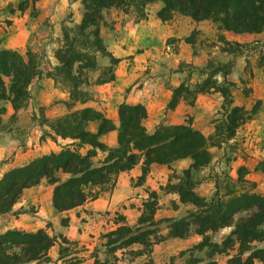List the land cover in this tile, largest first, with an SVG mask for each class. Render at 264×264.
Returning a JSON list of instances; mask_svg holds the SVG:
<instances>
[{
    "label": "trees",
    "instance_id": "trees-1",
    "mask_svg": "<svg viewBox=\"0 0 264 264\" xmlns=\"http://www.w3.org/2000/svg\"><path fill=\"white\" fill-rule=\"evenodd\" d=\"M38 1L40 0H18L14 10L21 13L28 7L33 9ZM72 1H78L82 10L76 27L77 34L83 38L81 41L107 57L110 65L118 63L119 60L113 58L102 46L98 24L102 11L111 8L119 9L123 13L132 9L142 16L147 5L158 3L155 17L160 22L169 21L174 15H179L193 22L208 21L215 25L216 30L234 34H257L264 28V0ZM88 29L90 40L86 34ZM79 42L74 37L64 35V46L54 54L58 63L55 73L68 84L69 100L84 103L89 98L77 88L83 83L79 77L83 70L93 69L96 64L85 49L75 47ZM40 75L41 71L32 53L26 51L21 55L14 50H0V101L9 104L13 111L12 117L25 106L29 98V85ZM229 86L232 84L228 82L216 86L210 74L195 85L193 94L217 92L224 105L227 103L230 106L232 102ZM182 94L189 95L191 91L182 85L172 90L167 103L168 109L174 108L184 96ZM191 96L193 97L192 94ZM70 106L72 105H68ZM256 108H253L252 113ZM3 113L4 108L0 107V131L4 128L1 121ZM245 115L242 107L231 106L225 115L220 134L224 133L225 138L229 139L235 129L248 119ZM145 118L146 111L142 105L121 103L117 106L116 126L101 112L88 107L71 110L50 120H42L41 125L50 131L46 133L47 137L51 140L69 139L72 147L38 156L19 167L5 171L0 177V215L10 211L24 189L37 185L41 180L53 186L50 204L56 213H60L79 206L88 199H94L97 194L92 192L93 187L112 185L117 174L130 170L139 162L141 166L138 179L142 182L149 165L167 166L173 161L188 159L189 164L180 171V176L176 177L177 182L168 183L164 190L175 194L179 203L190 206L191 210L177 219L155 221L153 215L156 210V197L151 192L148 200L141 204V213L134 226L124 224L120 218L121 224L102 236L106 239V251L113 253L133 244L150 249L152 245L165 239H185L190 235H197L200 241L187 251H201L206 248L208 253L205 260L193 258L191 264H217L211 259L214 254H223L234 248V254L227 260V264H264V247L258 246L264 243V198L255 192L238 191L235 181L229 177H224L222 191L219 190L217 182L215 183L214 192L209 199L197 196L194 192L197 184L194 174L211 160L208 152L209 138L193 129L189 123L159 124L148 133L142 125ZM89 122L96 124L95 132L87 130ZM114 130L116 143L113 147H107L99 141L100 135ZM83 146L88 147L85 152L79 149ZM97 152L102 153L103 157L94 165L92 159ZM254 171L264 172V159ZM59 173L66 174L67 178L60 180ZM239 179L240 175L237 173L236 182ZM161 222L166 223L167 233L164 237L157 235ZM65 224L66 221L61 219L60 225ZM222 228H231V231L219 245L211 243L207 234ZM61 240L65 241L64 238ZM53 242V237L41 229L33 232L7 229L0 233V264H29L47 260V251ZM138 255L140 254L137 253L136 256Z\"/></svg>",
    "mask_w": 264,
    "mask_h": 264
},
{
    "label": "crops",
    "instance_id": "crops-1",
    "mask_svg": "<svg viewBox=\"0 0 264 264\" xmlns=\"http://www.w3.org/2000/svg\"><path fill=\"white\" fill-rule=\"evenodd\" d=\"M17 1L0 0V50L9 49L18 53H25L28 48L32 52H39L44 46H28V44L30 42L33 44L38 43V36H40L42 30V21L47 17L52 24V28L57 29L62 23L66 22L64 20L71 11L74 10L76 12V8L79 5L78 1L72 0H40L34 4L33 9L29 7L20 13L14 10ZM7 6L13 11L4 15L1 10ZM156 7L159 8V4H156ZM29 9L36 12L34 17H30ZM180 17L183 18L182 22L191 25V29L198 28L201 23L206 22H193L186 17ZM221 34L225 41L238 44L259 43L264 45V28L257 34H234L222 31ZM106 50L113 58L119 60L114 65L116 66L113 71L114 78L102 85L93 86L89 90L91 98L84 103H75L72 109L84 107L94 109L101 112L116 126L117 106L119 104H140L146 111V118L143 120L142 125L148 133H151L159 124H186L185 119L187 116L195 114L199 109L206 111L211 109L208 103L211 95L207 94V92L196 93L192 103H189L188 98L181 97L173 109H168L167 107L170 99L169 88L173 84L171 81L180 79V82L184 81V86H187V84L189 85L192 82L194 68L202 67L206 64L208 53L205 46H106ZM223 55H227V53L222 51V57ZM234 61L233 69H235V72L238 70L236 74L240 77L243 67V65L240 66L242 62L239 59L237 60V58ZM107 63L106 61L103 66L107 65ZM170 66H178L180 70L168 74ZM148 67H151V70L156 73L151 71L148 75L142 76L143 70ZM225 80L232 83L237 81L230 74L226 76ZM257 82L259 85L262 83L264 87L263 76L258 77ZM251 87L253 90L252 94H248V97L241 95L243 102L248 100L249 97L255 96V82ZM257 87L259 88L260 86ZM30 88L32 89L30 93L31 100H34L38 108H42L45 117L54 116L53 113L55 111L52 109L48 110V103L52 99L57 101L58 98L64 96L62 94L60 96L52 82L42 76L33 80L28 90ZM188 89H190V86H188ZM255 99H261V96L257 94ZM62 100L64 99L62 98ZM57 103L63 105L62 102L58 101ZM42 105H46V110ZM21 113L17 112L19 123L21 121ZM190 126L195 130L200 128L194 123H191ZM42 129L45 133H50L47 127L43 126ZM87 130L95 132L96 124L89 122ZM248 131L253 134L252 139H255L256 146L258 148L264 147L263 108L260 107L254 115V119L249 124L239 127L235 134L240 133L245 137ZM259 138L262 139L259 140ZM98 139L107 147H113L116 143V131L100 135ZM71 144L72 141L69 139L55 138L51 140L46 137L40 141L32 154L29 149L21 152L18 149L15 150V147L11 148L14 144L0 143V177L5 171L19 167L32 158L50 152H57L61 148L72 147ZM11 149L16 151L13 156H11ZM79 149L85 152L88 147L83 146ZM254 153L257 154V151H254ZM29 156L32 157L29 158ZM102 157L103 154L97 152L92 160L100 161ZM247 160L253 161V159L249 158ZM236 161L238 166L247 167L248 165L247 162L244 164L240 156L236 158ZM188 164V159H180L171 162L169 167L178 168L181 171L186 169ZM140 166L141 163L139 162L130 170L117 174L110 189L101 190L99 187H93L92 189L97 191L94 199H88L81 205L60 213H56L50 204L53 186L47 184L45 180H41L37 185L24 189L10 211L0 215V233L7 229H17L25 232L41 229L49 236H61L68 244L76 245L83 249L84 253L89 254L92 249L98 247L99 243H103L101 236L113 228L111 224L112 226L114 225L110 221L112 213L118 212L124 217V222L127 225L133 224L140 212L141 204L144 202L143 198L146 197V190H153L167 181L166 171L168 170V165L151 164L143 181L136 183L140 176ZM250 172L252 173L250 179L254 181L255 189H259L258 193L264 198V173L254 171V168H251ZM58 178L64 180L67 175L59 173ZM163 196H170L172 200L177 201L175 194L167 193ZM163 204L165 205L161 195L156 200V210L153 215L155 221L159 217H164L157 214ZM61 219L66 221L65 226L60 225ZM164 230L166 233V227ZM198 241H200V237L197 235H190L185 239H167L152 245L149 258L152 259L153 263H159L160 259L167 260L179 251L191 248ZM54 253L53 250H48L47 252V256L51 261L55 259L56 254L54 255ZM143 257L144 255L137 256L133 259L132 264L138 263ZM90 260L92 258L85 259L77 264H87L91 262ZM253 264L260 263L254 262Z\"/></svg>",
    "mask_w": 264,
    "mask_h": 264
},
{
    "label": "rangeland",
    "instance_id": "rangeland-1",
    "mask_svg": "<svg viewBox=\"0 0 264 264\" xmlns=\"http://www.w3.org/2000/svg\"><path fill=\"white\" fill-rule=\"evenodd\" d=\"M156 4L158 3L147 5L144 8L142 16L132 9H128L126 13L114 8L102 11V18L98 24V33L102 46L105 50L106 46H205L208 53V60L202 67L194 68L192 82L185 86L186 88L190 86L189 90L193 97L191 94H189L190 96L182 94L184 95L183 98H188L189 103H192L193 99L196 97V94H193L195 93L193 91L195 85L199 84L207 75L211 74L212 79L215 80V84L218 87L224 85V82L232 84V86H229V96L232 104L229 106L225 103L224 105L219 93L208 91L207 94L211 95L208 100L211 109L209 111L199 109L198 112L191 116H187L185 119L186 123H194L196 126L200 127L198 131L203 136L208 137L210 143L208 152L211 156V160L205 167L199 169L194 174V179L197 181L194 192L199 197L209 199L214 192L215 183L217 182V185L220 188L219 190L222 191L224 177H229L235 181L234 185L238 191L258 193L259 189H255V183L250 179L252 175L250 170L251 168H255L264 159V147L258 148L256 146L255 139H252L253 134H251L250 131L247 132L245 137L240 133L235 134V132L242 125L249 124V122L254 119V115L260 107L264 110V87L262 83L259 85L257 82L258 77H264V45L259 43H243L235 45V42L225 41L222 37L221 31L216 30L215 25L208 21L201 23L198 28L193 29H191L192 27L190 24L182 22L183 18L179 15H174L169 21L160 22L155 17V12L158 9ZM1 11H3V14L5 15L11 13V8L7 6ZM81 11V6L79 4L76 8V12H74V10L71 11L64 20L66 22L62 24L60 23L61 25L57 29L52 28V24L46 17V19L42 21V30L40 36H38V43L33 44L30 42L28 44V46H44L39 52H32L28 50V48L27 51L35 56V61L41 71L40 77L42 76L49 79L56 90L60 93V96L61 94L64 96L58 98L57 101L52 99L51 102L48 103L49 106L47 108L48 110L52 109L55 111V113H53L54 116L46 118L42 108H38L36 106L37 104L34 103V100H31V88L28 90L29 98L25 106L17 111L22 112L20 123L18 122L17 112H15L12 117L13 111L9 104L0 101V107L4 108V113L1 116L4 128L0 131V143L14 144L10 147H15V150L18 149V151L21 152L29 149L31 150L29 152L33 154L40 141L47 137L45 131L42 129L44 125H41V121L44 119L50 120L62 116L71 110H76L72 109V107L78 102H71L69 100L70 90L68 84L60 78V75L55 73V68L58 63L54 54L56 50L64 46V35L79 40L82 45H80L79 42L75 47L85 49V51L95 60L96 65L93 69H85L81 72L79 80L83 83H80L77 87L81 93L85 94L86 97L90 99L91 93L89 90H91L93 86L102 85L109 82L110 78H114L113 71L116 69V66H114L116 64L108 65L109 59L102 56L99 52L94 51L93 48H89L88 44H84L81 41L83 38L76 32V27L80 22ZM29 12L30 17L36 15L34 10L32 11L29 9ZM89 30L90 29L86 31V34L90 40L91 37L88 35ZM222 50H226L227 55H223L222 57ZM106 52L108 51L106 50ZM19 54L23 55L24 53ZM236 58L242 62L240 66L243 65L240 77L236 74V72L238 73V70L235 72V69H233L234 60ZM106 61L108 62V66H103V64H106ZM177 70H180V67L170 66L168 74L174 73ZM151 71L156 73L154 70H151V67H148L143 70L142 76L148 75ZM229 74L237 81H234V83L226 81L225 78ZM179 82L180 79L171 81L173 84L169 88L170 96L174 88L179 85L184 86V81ZM254 82L255 96L249 97L248 100L243 102L241 100V95L248 97V94H252L253 90L251 85L253 86ZM257 86L260 87L258 88ZM257 94L261 96V99H255ZM62 98L64 100H62ZM58 101L62 102L63 105L58 104ZM68 105L72 106L68 107ZM42 106L46 110V105ZM231 106L242 107L246 114L245 116L248 119L235 129L234 134L229 139H226L225 134L222 133L221 135L220 133L222 132L221 127L223 128L227 110H229ZM255 107H257V111L255 110V112L252 113V110ZM261 139L262 138H259V140ZM12 150L13 149H11L10 152ZM254 151H257V154H255ZM14 152L16 151H12L11 156L14 155ZM239 156L240 159L244 161V164L247 162V167L237 165L236 162L238 160L236 161V158ZM31 157L32 156H29V158ZM247 158L253 159V161H248ZM98 162L99 160L93 161V164L97 165ZM167 168V181L162 186L155 187L153 190L147 189L146 197L143 198V201L148 200L151 192L155 194L156 200L162 195L165 205H162L163 207H161V210L158 211L157 214L164 217H159L156 221L177 219L184 216L187 211L191 210L190 206L180 204L178 198L177 201H175L172 200L170 196H163L167 194L164 189L168 183H176V177L180 176L178 168H170L169 165ZM237 173L240 175L238 182H236ZM136 183L141 182L137 179ZM111 187L112 185L107 184L100 187V189L107 190ZM91 190L94 194H97L96 190ZM258 194L260 195V193ZM140 213L141 209L134 223L128 226H134L136 224ZM120 218H122L124 222V217L118 212L111 214L110 221L114 225L112 226L111 224V227H113L111 230H114L117 225L121 224ZM124 224L126 223L124 222ZM165 227L166 223L164 222H161L158 225V236L164 237L166 235L167 231L165 233ZM230 231L231 228H222L216 232L208 233L207 238L211 243L219 245ZM102 236L103 243H99L98 247H95L89 254H86L83 252V249L76 245L68 244L66 241L61 240V236L52 235L50 237H53L54 240L51 246L53 248L50 247L51 249L49 248V250H53L55 252L54 255L56 254L54 261H51L47 256V260H39L36 263L29 264H77L89 258H92V260L87 264H132L133 259L137 257V253L140 254L138 256L144 255V257L135 264H191L193 258L205 260L206 254L208 253L206 248L201 251L192 252H188V249H186L179 251L167 260L160 259L159 263H153L152 259L149 258L152 246L148 249L147 247L133 244L129 247H122L121 249H117L113 253H110L106 251V248L104 247L106 239ZM258 246L264 247V243H261ZM208 249L209 251H212V249ZM234 251L235 248L223 254H214L211 259L215 260L217 264H227V260L234 254ZM59 259L60 261L57 262Z\"/></svg>",
    "mask_w": 264,
    "mask_h": 264
}]
</instances>
